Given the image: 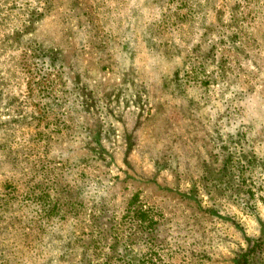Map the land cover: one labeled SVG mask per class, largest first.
<instances>
[{
    "label": "rangeland",
    "instance_id": "obj_1",
    "mask_svg": "<svg viewBox=\"0 0 264 264\" xmlns=\"http://www.w3.org/2000/svg\"><path fill=\"white\" fill-rule=\"evenodd\" d=\"M0 264H264V0H0Z\"/></svg>",
    "mask_w": 264,
    "mask_h": 264
}]
</instances>
